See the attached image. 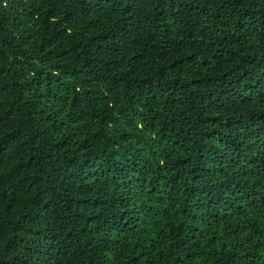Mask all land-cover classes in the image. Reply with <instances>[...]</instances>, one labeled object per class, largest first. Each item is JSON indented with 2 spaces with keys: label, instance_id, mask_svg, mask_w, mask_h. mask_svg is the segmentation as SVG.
<instances>
[{
  "label": "trees",
  "instance_id": "16d2710c",
  "mask_svg": "<svg viewBox=\"0 0 264 264\" xmlns=\"http://www.w3.org/2000/svg\"><path fill=\"white\" fill-rule=\"evenodd\" d=\"M0 264H264V0H0Z\"/></svg>",
  "mask_w": 264,
  "mask_h": 264
}]
</instances>
